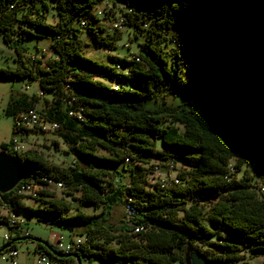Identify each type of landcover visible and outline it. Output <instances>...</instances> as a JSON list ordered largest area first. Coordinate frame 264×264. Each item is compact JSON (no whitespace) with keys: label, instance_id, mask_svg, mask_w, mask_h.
Wrapping results in <instances>:
<instances>
[{"label":"trees","instance_id":"obj_1","mask_svg":"<svg viewBox=\"0 0 264 264\" xmlns=\"http://www.w3.org/2000/svg\"><path fill=\"white\" fill-rule=\"evenodd\" d=\"M103 1L0 0L5 43L14 34L18 39L51 36L52 55L44 61L35 56L26 61L16 46L14 69L0 68L1 78L38 81L42 93L51 95L42 98L41 109V97L15 96L5 111L14 118L12 134L18 115L36 108L42 119L59 125L56 132L73 161L58 166L34 151L11 153L12 139L0 150L14 155L23 179L42 186L47 183L39 178L60 182L77 204L42 190L34 199L39 206H28L18 187L0 193V201L15 215L45 213L52 218L47 225L85 236L72 254L88 264L91 258L107 264H187L194 250L214 264H235L245 255L264 258V193L259 191L264 179L258 185L246 168L236 177L242 166L264 167V0H119L132 8L122 9L114 21L123 17L137 51L130 58L109 55L113 65L84 54L74 25L78 21L96 47L114 49L118 29L105 33L97 12L91 14ZM50 8L53 22L46 21ZM168 43L186 52L195 47L189 67L176 49L164 50ZM167 89L196 98L204 115L164 102L148 106ZM233 120L256 123L259 135L232 132L225 123ZM213 121L237 139L234 145L208 133ZM152 159L154 167L173 163L181 184L148 188L144 165ZM177 162L187 170L176 168ZM125 199L132 201L131 222L143 225L142 232L132 233L127 219L117 231L109 223L113 208ZM82 206L100 211L86 213ZM31 238L40 241L35 251L55 264H75L70 256L54 257L47 240H25ZM18 239L3 245L13 247Z\"/></svg>","mask_w":264,"mask_h":264},{"label":"rangeland","instance_id":"obj_2","mask_svg":"<svg viewBox=\"0 0 264 264\" xmlns=\"http://www.w3.org/2000/svg\"><path fill=\"white\" fill-rule=\"evenodd\" d=\"M124 3V2H123ZM108 7H112L111 10ZM122 5L119 0H105L96 8L94 7L91 11V14L97 12V16L100 20L98 26L104 29V32L111 33L113 31V23L115 22V18H117L122 11ZM105 12V15H104ZM53 9L50 8L48 14L46 16V21L53 22ZM95 14V15H96ZM104 17V18H103ZM112 19V22L108 19ZM75 26L80 28L79 38L83 43L84 54L87 57L92 58L98 62L113 65L111 60H108V56H119V57H127L130 58L131 54L136 53V42L132 40V30L128 26H124L114 34L117 38H119L115 43L114 49H109L107 47H96L94 45L93 40L90 38L87 30L85 28H81L79 26V22L76 21L74 23ZM104 34V33H103ZM188 33L185 36L184 43L188 41ZM51 36L44 35L42 38L35 37H26L23 39H18L17 35H13V40L7 44L4 42L2 36L0 35V68H10L14 69L15 63L14 58L16 57V46L23 48L22 54L26 61L29 60L32 56L41 59L44 61L48 57L52 55L50 48ZM183 47V46H182ZM177 49L174 43H168V45L164 46V50L172 52V49H176L177 53L182 56V65L190 66L193 61L192 52L195 50V47H191L186 50ZM184 49V48H182ZM172 50V51H171ZM41 53L44 54V57H41ZM71 91L78 92L79 89L76 87H71ZM25 94L28 97H38L40 99L37 104L38 109L43 107L42 98L50 99L51 95L49 93H42L38 81H28L24 80H12L5 79L0 77V145L2 143H9L12 139V128L14 123V118L12 115L6 114V109L11 105L12 99L17 96ZM164 102L165 104L177 105L178 107L191 110L198 115H204V110L196 98L191 97L188 93L183 91H178L174 89H167L162 91L157 101H151L148 106L151 104H161ZM152 106V105H151ZM166 124L178 126L175 123L167 122ZM225 125L237 134H242L250 137L258 136L259 127L256 123L243 121V120H233L230 122H226ZM180 127V126H178ZM25 144H18L20 146L21 151H34L38 154H41L48 162L58 165V166H68L72 164L73 158L71 155L67 154L66 146L60 140L57 132H39L36 128H26V137L23 139ZM53 143H57V146H54ZM264 161V157L261 158ZM155 160L148 161V164H145L144 167L148 168L147 174V187L150 188L154 184H161L162 181H167L169 176H173L174 173L164 164H160L159 169H155L154 166L157 165ZM150 165H153L152 167ZM176 168L180 171H186V168L181 167V163H176ZM247 169L250 174L253 176V180L257 182L258 185L261 184L262 179H264V167H259L258 163L254 162L248 166H242L241 170L236 174V177L239 178L244 169ZM169 175V176H168ZM55 181L46 179V186H42L40 184H36L33 188L34 190L31 192L25 193L23 197V202L32 207H38L39 202L33 199H30L28 195H37L39 191L45 190L47 193L52 195V197L63 198L67 201H70L72 206H76V201H73L70 196L65 195L66 187L62 185V187L56 186L54 184ZM263 193V192H260ZM74 197L78 194L74 193ZM1 202V201H0ZM80 210L86 213H98L100 211H94L93 208L82 206ZM7 208L4 203H0V214L6 215ZM73 213V210L68 212V214ZM21 218L25 220V227L29 229L31 236L40 238L42 240L53 241L56 237L63 236L64 238H69V236H75V233H70L68 230H64L59 228L56 224L52 223V225H47L46 220L52 221L50 215L45 213H33L28 214L26 212H22L19 214ZM125 220V213L121 204L115 206L112 210L111 216H109V223L113 226L114 230H119L120 226L123 224ZM8 233L13 236L11 232H9L7 226L5 224H0V247L4 244L3 238L4 235ZM77 233V232H76ZM195 245H198L197 241H194ZM18 256L16 257V261L19 264H30L31 257L26 255V250L32 249L34 246V242L30 240H22L15 242ZM3 254V253H2ZM0 255V264H9L5 262ZM262 258H249L248 256H243L241 261L236 262L235 264H262ZM90 264H107L101 260L96 258L90 259Z\"/></svg>","mask_w":264,"mask_h":264},{"label":"built area","instance_id":"obj_3","mask_svg":"<svg viewBox=\"0 0 264 264\" xmlns=\"http://www.w3.org/2000/svg\"><path fill=\"white\" fill-rule=\"evenodd\" d=\"M122 9L126 12H130L132 8V3H122ZM110 9V7H108ZM124 20L123 17H119L114 23L113 28L121 29ZM72 114V113H69ZM16 129L15 133L12 137V142L10 144V152L12 153V148L16 144H25L23 139L26 137V128H36L39 132H56L59 129V125L55 122L46 121L40 117L36 108H31L21 114L18 115L15 121ZM126 162H129V159H126ZM160 165V164H158ZM171 171L174 173L173 176H169L167 181H162L161 186H176L181 184V180L177 177V172L175 170V166L173 163H164ZM156 170L158 167H154ZM233 169L230 166L229 172L233 173ZM39 181L46 182L45 178H39ZM30 182H37L34 178H26L21 180L15 187L27 186ZM56 186L62 187L60 182H54ZM259 191L264 193V187L262 185L259 186ZM30 199H37L40 197V193L37 195H28ZM123 210L125 213V219H127L130 225H134L131 222V219L136 215V210L132 205V201L124 200L123 201ZM6 218L5 225L7 226L9 232L13 234L10 235L6 233L4 235L3 241L4 243L8 242L12 237H20V238H29L31 236L29 229L24 227L25 220L18 215L13 214L10 211H6V215L0 214V219ZM142 226V225H139ZM52 246L55 252H59L62 254H72L79 252L82 245L85 244L86 238L85 236H69V238H64L63 236L56 237L53 241L47 240ZM3 253V254H2ZM2 259H6L9 261V264H18L16 261V257L18 256V251L15 246H9L4 252H2ZM264 264V258H262ZM31 264H55L54 261L45 253L38 250L36 251L34 258ZM80 264H88V261L85 257L80 258Z\"/></svg>","mask_w":264,"mask_h":264},{"label":"water","instance_id":"obj_4","mask_svg":"<svg viewBox=\"0 0 264 264\" xmlns=\"http://www.w3.org/2000/svg\"><path fill=\"white\" fill-rule=\"evenodd\" d=\"M207 131L209 134L219 138L221 141L234 145L237 139L226 129V127L218 121L209 124ZM24 178L22 169L17 164L13 154L0 150V193L4 194L11 191ZM262 185V184H261ZM25 240V238H21ZM32 241L40 242L31 238ZM10 244L0 247V254L7 249ZM56 258L70 256L75 260V264H80V258L76 254H62L51 251ZM187 264H214L198 251H192L186 259Z\"/></svg>","mask_w":264,"mask_h":264},{"label":"bare ground","instance_id":"obj_5","mask_svg":"<svg viewBox=\"0 0 264 264\" xmlns=\"http://www.w3.org/2000/svg\"><path fill=\"white\" fill-rule=\"evenodd\" d=\"M12 151H14V152H16V151H21L20 150V146L18 145V144H16L15 146H14V148H12ZM36 186V184H35V182H30V183H28V185L27 186H23V187H21V190L19 189V187L17 188V190L15 189V187L13 188V189H15L16 191H17V193H27V192H31V191H33L34 189V187ZM12 189V190H13ZM1 203V202H0ZM145 228H144V226L142 225V226H139V225H134L132 228H131V230H132V233H139V232H142L143 230H144Z\"/></svg>","mask_w":264,"mask_h":264},{"label":"crops","instance_id":"obj_6","mask_svg":"<svg viewBox=\"0 0 264 264\" xmlns=\"http://www.w3.org/2000/svg\"><path fill=\"white\" fill-rule=\"evenodd\" d=\"M24 227H25V225H24ZM13 238V237H12ZM27 240H30V241H32L31 239H27ZM18 241H22V239L20 238V239H18ZM34 242V246H33V248L32 249H28L27 248V250H26V255H29L30 257H31V260H30V264H31V262H32V260H33V258H34V255H35V253H36V251H35V242L36 241H33ZM15 248H16V245H15ZM17 249V248H16ZM5 262H7V263H9V261L8 260H6V259H3ZM19 264V263H18Z\"/></svg>","mask_w":264,"mask_h":264}]
</instances>
